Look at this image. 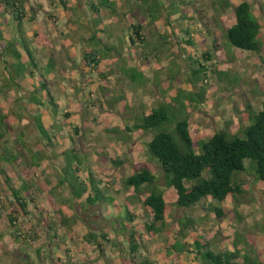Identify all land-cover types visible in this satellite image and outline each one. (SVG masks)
<instances>
[{
  "label": "rangeland",
  "instance_id": "obj_1",
  "mask_svg": "<svg viewBox=\"0 0 264 264\" xmlns=\"http://www.w3.org/2000/svg\"><path fill=\"white\" fill-rule=\"evenodd\" d=\"M65 1L19 0L21 28L0 9V111L16 132L7 141L5 131L0 145L15 155L10 164L3 160L9 183L28 187L20 192L28 198L23 215L0 176V245L5 248L0 246V264H135L145 257L155 264H202L193 249L197 235L214 253L231 251L238 263L245 256L264 264V183L256 180L249 160L233 174L242 183L240 193L223 202L207 196L179 207L148 151L153 133L133 128L174 97L173 107L187 118L195 145L218 129L245 128L264 100V0H249L261 24L255 52L227 41L231 17L221 0H113L114 11L101 7L99 16L88 9V0ZM131 21L141 24L142 42L134 35L130 41ZM89 49L101 58L92 67L82 59ZM199 63L205 67L193 77ZM166 116L169 120L171 111ZM34 120L50 136L43 137ZM40 148L46 157L36 166L24 162ZM139 163L151 166L153 186L163 190L168 205L163 222L150 231L144 225L151 223L150 214L141 203L148 188L135 192L125 184ZM91 174L99 197L93 203L84 201L86 194L74 198L81 182L86 193L91 191ZM126 204L135 217L125 224L140 234L133 261L128 250L114 244L119 240L128 247L126 231L119 230ZM218 206L222 216L214 212ZM10 211L16 216L13 226L6 220ZM14 229L25 241L12 239ZM102 231L111 240L99 238L100 248L95 239Z\"/></svg>",
  "mask_w": 264,
  "mask_h": 264
},
{
  "label": "trees",
  "instance_id": "obj_2",
  "mask_svg": "<svg viewBox=\"0 0 264 264\" xmlns=\"http://www.w3.org/2000/svg\"><path fill=\"white\" fill-rule=\"evenodd\" d=\"M18 1L19 0H0V9L8 12L12 19L17 21L19 26L23 22L22 15L24 12L19 6ZM58 1L62 5L66 4L65 0ZM113 4V0L87 1L88 9L96 16H99L101 7L102 9L108 8L114 11ZM220 5L224 10L228 9L232 20V23L225 30L227 41L238 49L252 52L258 51L260 48L258 37L260 35L261 24L253 14L250 1L242 0L237 5L232 6L228 0H221ZM19 28L21 27L19 26ZM140 30V23L136 21H131L129 23L128 34L131 36L130 41L132 43L134 42L132 38L133 35L139 40V42L143 41V36L141 35ZM21 34L19 35H21L23 39V35H25L24 31L21 32ZM22 45L26 47L25 43ZM108 49H110V47ZM204 53L206 54L205 56L209 57L208 53ZM204 53L202 54L204 55ZM13 54L16 60L19 59V51L16 50ZM82 59L85 65L91 67L97 65L101 60L92 49L85 50L82 53ZM199 66L197 69H193V77L199 76L198 72L201 70L200 68L205 67L201 63H199ZM46 93L48 94V90ZM48 98L51 103V108L55 112L57 104L54 102L51 95L48 94ZM172 100L176 101V97ZM173 101H170V103L165 102L158 107L152 108L147 114L141 117L138 122L134 123L133 128L139 131H151L153 133L152 137L147 142L148 151L150 155L155 158L160 167L165 186L174 189L176 195L175 204L177 206L188 207L197 204L207 196H210L217 202H223L228 196L240 193L242 183L234 179L233 174L235 171H241L245 168V159L249 160V167L254 173L256 180L264 183V100L261 102L258 111L250 118L249 124L238 131L242 132V135H239L238 132L232 133L226 128H221L214 131L206 139L200 138L197 141V145L194 144L192 139L187 118L183 116L182 113L179 114V110H176L173 107ZM35 105L36 107H39L41 103L35 102ZM168 111H171L172 113V121H170L171 118L169 120L167 119L166 115ZM65 115L67 116V114ZM7 119L8 117L2 115L0 111V138H2L5 131H8L10 132L7 136L8 141L10 138L9 134H11V132H16L12 129L11 124L7 123ZM166 120L170 122L167 123ZM165 123L170 124V127L166 126ZM34 124L36 129L38 128V132L43 134V137L49 135L48 129H46L39 120H34ZM3 126L6 128L3 129ZM6 143L8 142H5V144ZM23 144L24 143H22V146ZM49 144L47 143V145ZM3 145H0V151L3 154L0 156V176L8 183L14 196L18 212L24 215L28 198L22 196L20 192L21 190H27L28 187L26 184L14 187L9 183L10 181L5 172L6 168L4 167V164L5 161L9 164L15 161V155L8 154V152L5 151V148H3ZM195 147L197 148L196 150L194 149ZM30 157L31 160L27 161L25 158L24 162H27L29 166H36L42 157L45 158L46 156L45 152L40 148L35 151L34 155L30 153ZM114 162L117 161L115 160ZM75 170L78 174V167H76ZM155 180L156 177L152 173L151 166L146 163H139L125 178V184L132 187L135 192L140 191L144 186L148 188L147 193L141 200L142 206L145 209H148L150 214L151 223H144L148 231L154 227L156 222H163L165 213L168 210V205L164 200L163 190L153 186ZM37 181L40 182V178H37ZM185 182H191L189 187L185 186ZM37 184L44 187L46 182L42 185L41 183ZM81 185L82 186H78L73 190L75 192L73 195L74 198H80L82 194H86L84 201L87 203H93L94 197H99L100 195V191L96 187L97 183L93 176L90 180L89 187L91 191L89 193H86L87 189L83 182H81ZM110 201L112 202L113 200L111 199ZM214 212L217 216H222L223 208L221 206L214 207ZM134 217V213L126 204L123 215L124 221L122 219L123 222L119 230L122 232L126 231L125 242L128 247H125V243L119 240L114 242V244L120 246L121 251L128 250L130 252L129 258H131L132 261L134 259V252H136L138 248L137 238L140 237V234L132 228L131 224H125V222L132 223ZM6 220L9 225L13 226L16 222V216L10 211L6 215ZM44 222L47 228L52 227V224L48 219H44ZM52 231L54 234V228ZM127 231H129L128 234ZM97 234H99V237L95 239V243L100 248L102 243L98 240L99 238L108 242L111 240V236L109 237V234H107L106 231ZM11 237L16 242L25 241V238H22L23 235L18 229H14L11 232ZM193 246L194 252L199 256L202 264H263L261 261L245 256L242 257L241 263H238V259L230 253L231 251L214 253L209 249L207 244L199 241L198 235L195 236ZM1 249L5 250L3 246H1ZM36 251L39 252L41 249L38 248ZM64 251L68 253L69 250L64 248ZM67 264L73 263L68 262ZM135 264L155 263L151 259L145 257Z\"/></svg>",
  "mask_w": 264,
  "mask_h": 264
},
{
  "label": "crops",
  "instance_id": "obj_3",
  "mask_svg": "<svg viewBox=\"0 0 264 264\" xmlns=\"http://www.w3.org/2000/svg\"><path fill=\"white\" fill-rule=\"evenodd\" d=\"M240 2H241V1H240ZM238 3H239V2H238ZM238 3H236V4H233V5L231 4V5H232V6H235V5H237ZM231 23H232V20H231Z\"/></svg>",
  "mask_w": 264,
  "mask_h": 264
}]
</instances>
